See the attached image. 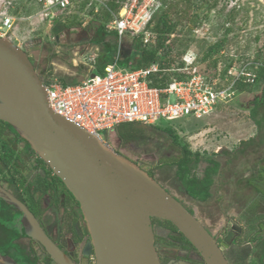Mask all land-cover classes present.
<instances>
[{"label":"rangeland","instance_id":"1","mask_svg":"<svg viewBox=\"0 0 264 264\" xmlns=\"http://www.w3.org/2000/svg\"><path fill=\"white\" fill-rule=\"evenodd\" d=\"M90 1L87 0L85 5L76 8L74 13H64L55 7L44 10L45 0H0V19L4 15L16 17L14 28L7 36L30 53L31 61L42 79L45 80L49 74L66 84H74L93 73V62L99 53V47L91 42L99 23L94 20L96 18L89 10L92 7L95 12L101 10L105 0L91 5ZM213 1L194 0V7L191 5L186 13L190 18L180 19L174 35L168 41L174 43V64L189 56L199 58L210 43L224 34L227 27H230L231 31L226 36L218 56H225L224 59L232 58L239 69L256 58H261L263 51L259 55L258 49L264 42V0H218L215 7H210ZM182 7L185 5L181 4ZM179 13L181 16L182 12ZM74 23L76 26L72 27ZM64 24H69L68 28H65ZM54 26L58 27L60 32L56 33ZM62 30L64 34L70 33V39L66 43L61 42ZM258 36L261 37L260 40H257ZM123 39L128 40V35L125 34ZM223 64L222 61L220 67ZM206 77L218 86L228 85L231 81L228 76L221 77L218 70L215 75ZM260 93L261 89L252 92L236 90L233 98L221 102L219 108L209 115L201 118L183 117L169 122L182 142L187 143L191 150L201 153V162L193 169L198 176L204 175L206 158H215L221 162L222 174L216 177V182L211 188L212 195L205 201L181 190L176 167L161 163L162 160L177 155V151L171 147L170 141L166 140L164 135L154 132L143 141L120 143L111 131L105 130L100 134L103 139L107 135L111 136L106 143L113 149L119 147L123 152L140 159L143 169L151 168L153 177L186 207L192 209L194 215L213 235L218 234L228 220L236 223L227 225L228 235L233 237L237 233V226L247 227L252 215H264V202L256 199L253 188L247 187L242 181L249 177L253 170L264 165V144L249 147L244 153H236L241 141L259 133V126L251 118L248 107L252 106L255 96ZM171 101H175V98L172 97ZM257 118L262 120L261 132L264 134V109H259ZM20 145L22 142L16 147ZM221 148L231 153L220 154ZM33 158L24 156L27 167L33 164ZM228 160L231 162L227 163ZM48 203L47 198L44 206ZM48 213L42 221L48 230L55 226L57 231L59 221L55 218V211L49 208ZM81 223L85 224V221L81 219ZM56 236L54 235L55 238ZM239 249L241 250L232 247L226 250L225 255L230 264H237L239 257H244V264H248L259 255V250L249 242ZM170 255L171 258L166 260L167 264H173V255ZM94 258L90 259L92 264Z\"/></svg>","mask_w":264,"mask_h":264},{"label":"trees","instance_id":"2","mask_svg":"<svg viewBox=\"0 0 264 264\" xmlns=\"http://www.w3.org/2000/svg\"><path fill=\"white\" fill-rule=\"evenodd\" d=\"M86 1L71 0L68 7L57 9L64 13H74L76 8L85 5ZM127 1L105 0L101 10L98 9L95 12L93 7L89 10L96 18L94 20L99 23L91 39V42L99 47V53L94 59L95 67L90 75L102 74L105 67L115 59L118 60V66L125 69L145 68L152 63H157L161 71L154 72L150 76V84L157 87H164L173 79L187 80L196 74H201L204 81L211 84L212 79L208 80L206 75H215L218 70L220 76L225 77L228 76V71L232 66L239 69L236 68V61L232 58L224 59L225 56L217 55L226 41V36L231 31L230 27H227L218 40L207 46L203 54L195 59L191 67L185 68L186 63L183 60L176 63V65L174 64L176 62L172 58L174 43L171 44L168 41L174 35L177 25L181 21L180 19L190 18L186 13L191 5L194 7V0H161L160 7L153 18L154 25L149 28L151 32L157 35L154 44H146L140 36L130 32H125L120 38L116 30L107 27L112 20L113 13H117ZM217 2L218 0H214L210 7H215ZM181 4L185 7L181 8ZM180 11L182 12L181 16L179 15ZM68 25H65V28H68ZM71 26H76V23ZM54 27L56 33L60 32L58 27ZM125 34L128 35V40L124 41ZM260 39L261 37L258 36L257 40ZM261 51H263L262 57L256 58L247 68L248 71L255 73L254 81H247L245 77H240L235 82V89L238 92H252L261 89V93L255 96L252 106L248 107L251 118L259 126V133L248 140L241 141L236 153H244L249 147L264 144V134L261 132L262 120L257 118L259 109H264V42L258 49L259 55ZM26 52L29 58L32 59L30 53ZM222 61L224 64L220 67ZM51 77L53 75L48 74L45 79L48 81ZM229 77L233 79L235 75ZM60 81L64 83V81ZM216 86L220 87L218 84ZM220 105L221 102L218 104L217 109ZM162 122L163 124H161ZM169 122L171 121L162 120L152 125L141 122H124L108 131L114 133L115 138L120 143L143 141L149 134L154 132L164 135L166 140L170 141L171 147L177 151V155L170 156L162 160L161 163L176 167V176L181 190L196 199L205 201L212 195L211 188L216 182V177L222 174L221 162L215 158H206L207 166L204 175L202 177L198 176L193 169L201 162V153L191 150L187 143L182 142L177 131ZM110 137L107 135L104 140L107 141ZM20 141L25 143L22 150L20 147H16ZM114 149L137 164H143L140 159L123 152L119 147ZM219 153L227 155L231 152L221 148ZM24 156L27 158L34 157L33 164L27 167V160L24 159ZM230 162V160L227 161V163ZM145 170L151 176H154L151 168H145ZM0 180L8 183L11 192L23 201L35 216L45 217L49 214V208L55 211V218L59 221V224L57 231L55 226H51L52 229L49 231L52 236L57 235L56 238L59 237L63 240L67 237L80 240L84 234H89L86 224L83 227L81 223V219L82 221L85 220L80 205L65 183L35 153L30 144L9 123L3 120H0ZM242 181L245 182L247 187L253 188L256 199L264 202V165L253 170L251 175L245 177ZM47 198L49 203L44 206ZM188 209L193 212L192 209ZM21 218L22 212L20 210L0 198V253L9 254L10 256H15L14 253H17L34 263L37 260L40 261L39 256H43L45 264H56L47 252L37 254L38 250L30 242L24 240L26 239V233ZM152 220L155 231V245L156 247L161 245L171 248L175 253L172 254L173 264H206L193 244L173 223L159 218H153ZM239 236L241 238H236L231 242L233 244L230 243L231 249L234 247V249L241 250L239 247H244L247 242L252 243L259 250V255L249 261L248 264H264V215H252L251 222L243 228ZM39 245L41 244L39 243ZM239 258H242V260ZM239 258H237L238 263L244 264V257ZM162 264L167 263L165 261Z\"/></svg>","mask_w":264,"mask_h":264},{"label":"water","instance_id":"3","mask_svg":"<svg viewBox=\"0 0 264 264\" xmlns=\"http://www.w3.org/2000/svg\"><path fill=\"white\" fill-rule=\"evenodd\" d=\"M0 120L9 123L65 183L78 201L89 233L86 256L95 264H162L153 218L168 220L193 244L206 264H230L205 225L136 162L99 135L54 112L46 85L27 52L0 37ZM0 198L22 212L29 238L56 264H77L46 233L29 209L0 184ZM0 264H19L0 253ZM81 264H90L85 258Z\"/></svg>","mask_w":264,"mask_h":264},{"label":"built area","instance_id":"4","mask_svg":"<svg viewBox=\"0 0 264 264\" xmlns=\"http://www.w3.org/2000/svg\"><path fill=\"white\" fill-rule=\"evenodd\" d=\"M71 0H45L44 10L66 8ZM102 0H91V3ZM161 0H128L107 25L118 32L140 36L144 43H155L156 33L149 30L154 25V15ZM16 17L4 15L0 19V36L5 37L14 28ZM194 56L184 58L186 67L195 62ZM252 62L235 70L232 66L230 83L217 87L207 84L201 74L187 80L173 79L164 87L152 86L150 76L161 71L157 63L138 69L118 66V60L109 63L102 74L89 75L79 83L64 84L51 77L43 80L51 109L101 137L100 132L110 130L124 122H141L152 125L162 120L172 121L183 117L201 118L217 109L235 95V82L240 77L254 81L255 73L248 71ZM230 78V77H229ZM174 97L175 101H171Z\"/></svg>","mask_w":264,"mask_h":264},{"label":"flooded vegetation","instance_id":"5","mask_svg":"<svg viewBox=\"0 0 264 264\" xmlns=\"http://www.w3.org/2000/svg\"><path fill=\"white\" fill-rule=\"evenodd\" d=\"M22 142V145H20L19 147L22 150V147H24V142ZM19 143V142H18ZM0 184L3 185L7 190H9L11 192V190L8 188L9 185L7 182L1 181L0 180ZM37 217V216H36ZM37 219L39 220V222L41 223V225L43 226V228L45 229L46 233L49 235V237L65 252L67 253L72 260L77 263V264H81V262L85 259L88 258L90 264H92V262L90 261L91 258H94V252L93 250L91 251L89 256H86L87 254V250L85 249V246L87 245L88 241H89V234H84L82 236V238L80 240L74 238V237H67L64 240L58 238H55L54 235L52 236L51 232L48 230V228L44 225L43 223V216L41 217H37ZM230 220H228V222L225 224L224 228H222V230H220V232L218 234H215L214 236L217 237V240L219 243L221 242H226L228 244V247L225 249L224 253H226V250H228L229 248H231L230 243L233 242L236 238H241V236H239V233L242 232L243 228L240 226L238 227L237 233L236 235H234L233 237H229L228 235V230H227V225L229 223H234L232 220L229 222ZM86 224V222H85ZM236 223H234L235 225ZM82 226L84 227V224H82ZM206 227V226H205ZM207 228V227H206ZM210 232L211 230L209 228H207ZM212 233V232H211ZM27 242H30L37 250L38 253L37 254H43L44 251L46 252V250L44 249V247L42 245H39V242L29 238L27 235L25 236ZM38 242V243H36ZM233 244V243H231ZM157 250L158 253L160 255L161 261L164 263L166 261V259L171 258L170 253H173V251L171 250L170 247H166V246H157ZM15 256H10L9 254H4V255H9L10 257H12L16 262H18L19 264H45V262H43V256H39L40 261H36L35 263L32 261H29L28 259H25L24 256L19 255L17 253H14ZM95 260V258H94ZM167 263V261H166ZM95 264V261L94 263Z\"/></svg>","mask_w":264,"mask_h":264},{"label":"crops","instance_id":"6","mask_svg":"<svg viewBox=\"0 0 264 264\" xmlns=\"http://www.w3.org/2000/svg\"><path fill=\"white\" fill-rule=\"evenodd\" d=\"M61 33L64 34V31L62 30ZM61 33H60V34H61ZM65 33H66V31H65ZM62 34L60 35V37H61V42H62V43H66V42L68 41V39H70V37H69V34H70V33H69V34H67V33L64 34L65 36L62 35Z\"/></svg>","mask_w":264,"mask_h":264},{"label":"clouds","instance_id":"7","mask_svg":"<svg viewBox=\"0 0 264 264\" xmlns=\"http://www.w3.org/2000/svg\"><path fill=\"white\" fill-rule=\"evenodd\" d=\"M54 8V7H53ZM56 9L57 8H59V7H55ZM0 37H2V36H0ZM5 37H8V36H5ZM42 80H44V79H42ZM44 82V81H43ZM101 138H102V136H101ZM103 139V138H102ZM104 140V139H103ZM105 141V140H104ZM106 142V141H105Z\"/></svg>","mask_w":264,"mask_h":264}]
</instances>
